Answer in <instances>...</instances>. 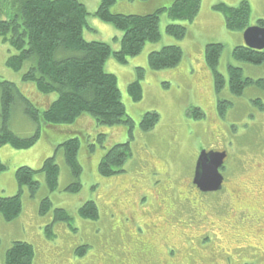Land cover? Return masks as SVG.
<instances>
[{"label":"rangeland","instance_id":"obj_1","mask_svg":"<svg viewBox=\"0 0 264 264\" xmlns=\"http://www.w3.org/2000/svg\"><path fill=\"white\" fill-rule=\"evenodd\" d=\"M80 1L90 13L101 4V0ZM174 1L117 0L110 10L147 14L169 7ZM243 1H248L251 8L249 26H258L260 20L264 21V0H202L193 21L172 22L167 13H162L158 41L147 42L142 52L129 57L126 63L112 56L107 60L105 71L117 76L122 102L134 121L132 134L125 124H99L87 113L72 124L36 123L25 113L21 100L14 103L9 128L26 137L40 127L41 135L36 149L19 150L10 145L14 150L0 148L1 159L8 166L0 176V196L18 193L19 166L38 169L46 158L56 155L61 173L59 187L52 192L43 173L37 175L41 188L35 197L24 188L23 209L17 219L7 221L0 214V264H8L6 254L15 241L34 246L33 264H129L131 259V264H162L159 258L164 261V256L167 258L168 252L173 255L178 246L182 252L178 258L171 257L175 264H264V108L259 109L253 102L259 99L264 103V84H250L238 95L231 92L229 82V65L241 67L245 79H264V62L233 58V50L241 45L244 32L230 30L225 10L216 8L237 7ZM12 11L11 0H3L0 20ZM89 22L92 29L84 31L87 40L105 41L118 49L115 38L123 35L119 28L95 16H90ZM170 23L187 27L186 35L178 39L169 34ZM209 43L223 45L217 66L225 77L220 93L216 90L214 70L205 60ZM168 45L182 48L180 64L160 70L151 68L150 52ZM12 53L0 36V78L15 82L41 111L47 109L58 94L42 93L35 83L25 82V69L16 71L8 65ZM138 67L145 69L141 81L143 97L134 101L127 86L137 78ZM220 99L227 101L224 117L219 111ZM198 108L204 116L198 110L194 112ZM149 111H157L160 118L154 128L145 131L141 120ZM2 125L0 115V130ZM75 136L81 140L78 160L83 167L82 186L78 191H69L68 186L76 179L64 152L54 148ZM128 141L132 154L119 168L121 171L101 176V158L115 144ZM202 149H225L231 154L228 167L222 169L225 181L221 191L201 193L193 184L192 173ZM132 181L141 193H132ZM45 197L51 199L53 206L42 216L39 208ZM136 200L153 215L154 221L143 218L147 213H139L142 210ZM87 201L97 204L99 218L80 214ZM134 204L136 211L129 216ZM56 208L65 209L72 220L54 222L49 236L45 226L53 222Z\"/></svg>","mask_w":264,"mask_h":264},{"label":"trees","instance_id":"obj_2","mask_svg":"<svg viewBox=\"0 0 264 264\" xmlns=\"http://www.w3.org/2000/svg\"><path fill=\"white\" fill-rule=\"evenodd\" d=\"M3 0H0V3ZM8 1V0H4ZM10 1V0H9ZM202 0H175L169 7H162L147 14L113 13L110 8L117 0H101L99 8L90 13L80 0H11L13 11L9 17L0 20V36L9 45L13 53L8 58V65L16 70L25 69L23 80L35 83L37 89L45 94L57 93L58 98L45 110H40L19 89L15 82L0 78L1 118L0 148L10 145L15 149L25 150L34 147L40 139V127L32 136L22 137L9 128L14 103L19 99L24 103L25 113L36 123L51 125L72 124L83 114H90L96 122L105 125L125 124L133 133L134 121L127 115L121 99L118 78L115 74L105 71V63L112 56L121 63H126L129 57L139 55L149 41L160 38V18L167 13L172 22L193 21L200 11ZM217 9L225 10L226 24L230 30L243 31L250 20L251 8L248 1H243L237 7L217 5ZM5 14V13H4ZM90 16L114 24L123 35L116 37L117 50L105 41L87 40L84 37L86 28L92 29ZM260 25L264 21L260 20ZM167 32L178 39L186 35L187 27L170 23ZM223 45L209 43L206 46V63L214 70L215 84L218 93L222 92L225 79L218 72L217 66ZM233 58L238 61H248L256 64L264 62V50L253 49L244 45L236 46ZM183 58V50L178 45L164 46L150 52L149 65L155 70L177 67ZM137 78L127 86L129 95L134 101L143 97L142 80L144 68L138 67ZM229 82L231 92L242 94L250 84H264V79L253 80L243 77L241 67L230 65ZM227 101L220 99L219 111L225 116ZM259 109L264 103L254 100ZM200 116L203 112L198 108ZM160 115L157 111L145 113L141 120V128L149 131L158 123ZM103 135L99 136L102 143ZM133 138V135H131ZM81 140L71 137L59 143L54 151L64 152L67 164L76 181L68 186L69 191H78L82 186L80 176L83 167L79 163ZM130 142L117 143L112 146L99 163V174L112 176L121 171L119 168L131 157ZM8 169L0 156V176ZM123 171V169H122ZM45 175L48 189L52 192L59 187L60 166L56 155H52L38 168L19 166L16 170V180L19 184L18 193L11 196H0V214L7 221L17 219L23 209L22 193L26 187L32 197L41 188L37 175ZM49 197L41 200L39 212L46 216L52 210ZM80 214L85 218L97 219L99 209L94 201H87L80 208ZM71 215L63 208L54 210L53 222L47 224L50 229L56 221L70 222ZM206 240V239H205ZM1 245V239H0ZM35 258L34 246L26 241H15L8 249L6 260L8 264H33Z\"/></svg>","mask_w":264,"mask_h":264},{"label":"water","instance_id":"obj_3","mask_svg":"<svg viewBox=\"0 0 264 264\" xmlns=\"http://www.w3.org/2000/svg\"><path fill=\"white\" fill-rule=\"evenodd\" d=\"M246 45L258 50L264 49V27L250 26L244 31ZM227 157L226 151L202 150L195 173L194 182L204 192L218 191L223 186L224 177L220 168Z\"/></svg>","mask_w":264,"mask_h":264},{"label":"flooded vegetation","instance_id":"obj_4","mask_svg":"<svg viewBox=\"0 0 264 264\" xmlns=\"http://www.w3.org/2000/svg\"><path fill=\"white\" fill-rule=\"evenodd\" d=\"M221 151V150H220ZM229 155V154H228ZM228 157V156H227ZM227 159L228 158H226L225 159V163L227 162ZM197 161H198V159H197ZM197 161H196V163H195V166H194V170H195V168H196V166H197ZM138 185H137V183L135 182V181H132V183H131V188H132V193L134 194L135 192H142V191H140L139 189H138ZM158 190V188H156L154 191L156 192ZM144 191H146V189L144 190ZM137 201V200H136ZM160 202L159 201H157V203H156V205L158 206V204H159ZM137 204H138V206L140 207V209L142 210V211H139V213L141 214V215H144V213L143 212H145V213H147V216H145V217H143L146 221H154V219H153V215H151L150 214V212L149 211H147V209L146 208H143V207H141L140 206V202L139 201H137ZM134 211H136V206H135V204H134V207H133V209L131 210V214L129 215V216H131L132 215V212H134ZM134 215V214H133ZM135 216V215H134ZM99 218V217H98ZM168 243V245H172V246H174V247H177V245H175V244H170L169 242H166V244ZM124 246V245H123ZM124 248V247H123ZM178 248V251H176V250H174V252H173V255H171L169 252L167 253V258L164 256V261L161 259V258H159V260L162 262V264H175V261H173L172 260V258L171 257H174L175 255H177V258H178V255H179V253H181L182 252V249L178 246L177 247ZM137 254H142L141 252H137ZM155 253H149V254H146L145 253V255H150V256H153ZM164 255V254H163ZM140 257H145V256H140ZM160 257V256H159ZM132 259L129 261V264H131L132 263Z\"/></svg>","mask_w":264,"mask_h":264},{"label":"crops","instance_id":"obj_5","mask_svg":"<svg viewBox=\"0 0 264 264\" xmlns=\"http://www.w3.org/2000/svg\"><path fill=\"white\" fill-rule=\"evenodd\" d=\"M38 144H39V143H38ZM38 144H36V145H35L33 148H31V149H36V148H37V146H38ZM3 147H4V148H6V147H7V148H9V149H12V150H14V149H13L12 147H10L9 145H5V146H3ZM3 147H2V148H3ZM2 148H1V149H2ZM23 152H24V151H23ZM43 224H44V222H43Z\"/></svg>","mask_w":264,"mask_h":264}]
</instances>
